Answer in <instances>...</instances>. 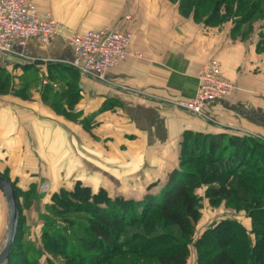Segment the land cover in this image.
<instances>
[{
  "label": "crops",
  "instance_id": "obj_1",
  "mask_svg": "<svg viewBox=\"0 0 264 264\" xmlns=\"http://www.w3.org/2000/svg\"><path fill=\"white\" fill-rule=\"evenodd\" d=\"M34 2L54 13L62 24L60 34L48 45L34 38L15 45L13 52L0 51V67L11 71L32 66L47 74L50 67L67 65L72 58L65 38L75 32L113 26L130 29L133 36L128 58L108 69L104 80L82 75L76 81L81 101L73 112L79 113L78 122L58 114L33 87L28 97L0 94V173L18 187L43 182L45 161H50L53 170L46 174L50 172L53 183L72 188L81 177L69 169L75 162L68 165L63 159L73 161L76 144L99 167L124 163L147 168V174L157 171L166 181L178 166L187 134L264 139V23L250 28L229 20L207 23L182 13L176 0ZM211 58L220 61L223 76L236 88L209 102L205 119L175 102L196 93L198 73ZM48 81L43 78L42 84ZM6 219L7 208L0 202V239Z\"/></svg>",
  "mask_w": 264,
  "mask_h": 264
},
{
  "label": "trees",
  "instance_id": "obj_2",
  "mask_svg": "<svg viewBox=\"0 0 264 264\" xmlns=\"http://www.w3.org/2000/svg\"><path fill=\"white\" fill-rule=\"evenodd\" d=\"M176 1H179L182 13L207 23L225 21L223 19L225 15H220L222 12L221 4L224 2L227 3L224 14L231 13L233 10V14L236 15L237 12L243 11L242 9L246 7L243 19L239 25H235L236 27L251 21L262 9L261 2L258 0H215L211 6L210 0ZM249 1L250 4H248ZM244 5L245 7H243ZM204 10H208L210 13L205 19L201 17ZM261 41L264 45V30L261 34ZM64 66L70 69L69 65ZM70 70L74 72L73 74L78 73L73 69ZM8 75V71L0 67V93L8 91ZM68 85H71L70 82ZM45 87L50 88L51 86L45 85ZM74 93L75 91L71 92V94ZM76 101L77 99H74L70 106H74ZM182 152L187 154L181 158L183 164L200 162L205 170L202 168V173H199L196 170L176 167L170 172L168 179L159 191L149 193L143 199L120 195L112 198L111 204L117 207L116 210H105L106 217L96 220L90 226V234L99 239L102 243L101 247L111 252L115 253L122 249V251L133 253L137 250L141 251L143 248L131 249L134 246L131 248L127 246L128 244L133 245L138 234L131 232V236L120 239L123 228L128 226L129 230L133 231L132 225L136 223H142L144 227L147 226L148 228L165 225L170 227L174 234L171 231H166L165 234H157L151 241V243H168L165 248H160L157 251L159 264H187L190 243L192 242L197 248L198 264H264L262 261L264 259V215L259 216L254 213L255 210H252L255 209L254 206L262 205L263 210L260 211L264 212V139L240 134L193 133L186 135ZM248 166L261 170L263 177L261 184L256 186L251 184L253 183L250 182L251 174L246 172L245 168ZM4 175L8 176L7 174ZM231 176L236 177L235 181H230ZM253 177L257 178L255 175ZM214 180L217 181V184H208ZM205 183L208 184V194L214 204H217L222 197L234 199L237 194L238 198H241L244 208L252 215L253 228L249 230L239 220L227 217L216 221L194 239L196 225L201 216L200 203L195 188ZM14 184L16 186L15 182ZM255 188L258 189L257 192ZM16 189L20 203V190L17 186ZM57 195L59 200V204L55 202L57 207L60 204L63 207L64 205L79 203L74 199L75 190L73 189L64 188ZM258 200L260 202H256ZM142 203H146L145 205L150 203V206L145 210L144 205L139 206ZM127 206L128 209L125 208ZM98 207L109 208L107 204ZM22 222L13 252L5 264H39L38 256L40 254L35 256L30 254L31 249L29 247L22 248ZM96 222L99 225H96ZM45 233L46 236L49 235L50 239L52 238L50 232L45 231ZM229 241L232 244H229ZM44 245L49 251L55 254L60 253L52 244L45 242ZM67 247L64 245L62 251L66 252V256L68 255L66 264L70 263V259H73L72 261L76 264H102L108 260L110 264H128L119 254L106 258V256L102 257L101 254L88 252L85 247H77L72 244L71 251ZM74 249H77L76 252ZM74 253L77 259L69 257ZM48 264L65 263H58L55 259L48 258Z\"/></svg>",
  "mask_w": 264,
  "mask_h": 264
},
{
  "label": "rangeland",
  "instance_id": "obj_3",
  "mask_svg": "<svg viewBox=\"0 0 264 264\" xmlns=\"http://www.w3.org/2000/svg\"><path fill=\"white\" fill-rule=\"evenodd\" d=\"M258 1L261 2L262 9L258 11L251 21L245 23L246 28L248 25H250L249 28L252 27L254 23H264V0ZM214 2L215 0H210V6ZM250 3L251 2L249 1L248 4ZM226 6L227 3L225 2L221 4L222 12H220V15H225L223 16L225 21L229 20L234 23V25H239L243 19L244 11L247 9L245 5L243 6L245 7L242 9L243 11L237 12L236 15L233 14V10H231V13L224 14ZM193 8L192 10H194ZM203 13L204 14L201 17L204 19L210 14L208 10H204ZM70 69L65 66H53L52 68L50 67L49 73L47 74L36 70L32 66H26L20 70L13 69L10 71L6 69L9 73L8 91L3 92V94L11 93L28 97L30 96L29 91L31 90V87H33L40 92L43 101L51 106L58 114L66 117L73 116L75 118L74 120L78 122V119L80 120L79 113H74L73 111H75L76 107L80 106L81 93L80 89H78V82L76 81L82 76V74H73L74 72ZM43 78L49 79L48 85H52L53 87L46 88L45 85L42 84ZM66 80L70 82V86L68 83L65 84ZM53 83L56 85H53ZM39 85H41V87ZM72 90L75 91L76 95L75 93L71 94V92H74ZM74 99H77L76 104L74 106H70V103L74 101ZM83 126L88 127L86 124L82 123V127ZM86 153L87 152L83 150L81 144H76V148L74 150L75 158H73V161L72 159L65 160L66 157L63 159L64 162H68V165L75 162L74 166H71L69 169L72 170V173L75 175H78L81 178L83 177V179L80 178L76 180L75 183H72V188H66L67 190H75V195L73 196L74 199L79 202L78 204H63V207H61V204L58 207L56 206L55 202L59 204L57 193L62 192L65 187L59 188L61 184L59 182L53 183V178L51 175H48L50 172L46 174V170H53L49 163L50 161H45L46 167L44 168V177H42L45 178V180L43 182L40 184H33L29 187V189H22L23 187H18L16 185L20 190V205L23 216V236L21 238L23 243L22 248L25 249V247H29V249H31L30 254H34L35 256L40 254L38 256L39 264H48V258L55 259L58 263L66 264L68 255L66 256V252L62 251L64 249V245H67L68 250L71 251L72 244L77 247H85L88 252L101 254L102 257L106 256V258L112 256L114 257L119 254L124 260H126V262H128V264H159L156 255L157 251L160 248H165L168 243H151V241H153L152 239L157 234H165L166 231L170 232V227L165 225L158 227L160 226L158 225L148 228L147 226L144 227L142 223H136L132 225L134 227L133 231H130L128 226L123 228L124 230L120 235V239H123L126 236H131V232H136V234H138V238L134 241L133 245L128 244L127 246L130 248L131 246H134L131 249L140 247L143 248L141 251L137 250L133 253L122 251V249L116 251L115 253L111 252L106 248L101 247L102 243L97 237L90 234L89 231L91 228L90 226H92L96 220L106 217L105 210H116L117 207H114L111 204L112 198L120 195L123 197H132L134 199H143L147 194L159 191L166 182L165 179H162V177H160L161 173H158L157 171L152 173L149 172V174H147V168L139 167L137 169L134 168V166H123L125 165L124 163L114 167V162H111L108 163V166L105 169L104 167H99L98 161L95 160L94 162L92 158L93 156L90 158ZM183 156H187V154L181 151L178 157L177 167L196 170L199 173H202V168L205 170V167L202 166L203 164L200 162L183 164L181 160ZM91 164L94 166L92 167ZM65 165L66 166L62 168L63 172L64 170L65 172L67 171V164ZM245 168L247 170L246 172L251 174L250 182H253L251 184L253 186L261 184V179L263 178L261 170L251 166ZM253 175L257 178L253 177ZM7 177L9 178V176ZM94 179L97 180L94 181ZM98 179L104 180L99 181ZM235 179L236 177L231 176L230 181L233 182ZM44 182L50 183V188L46 192L41 191V185ZM208 184L215 185L217 184V181L214 180ZM208 184H201L195 188V193L197 194L200 203L201 216L196 225L194 239L216 221L227 217L239 220L249 230H251L253 228V218L248 210L244 208V205L240 200L241 198H238L237 194L234 196V199L222 197L217 204H214L208 194ZM54 189H56V191H53ZM255 190L256 192L258 191L257 188H255ZM54 196L57 197L54 198ZM0 199L3 210H5V201L1 192ZM89 201H91V203H88ZM256 202L260 201L258 200ZM143 203L139 204V206L144 205L146 210V208L150 206V203H148V205H145L147 201L145 204ZM106 204L109 206L108 209L98 207L99 205L105 206ZM254 207L255 209H252L255 210L254 213L259 216L264 215V212L260 211L263 210L262 205H256ZM125 208L128 209V206ZM96 225L99 224L96 222ZM45 231L50 232V235L52 236L51 239L49 238V235L46 236ZM167 237H169V235H167ZM45 242L52 244V246H54V248H56L60 253L55 254L52 251H49L44 245ZM229 244H232V242L229 241ZM76 250L77 249H74L75 252ZM69 257L77 259L75 253L69 255ZM72 260L73 259H70L69 264H76ZM262 261L264 262V259ZM102 264H110V261L108 260ZM187 264H198L197 248L193 242L190 243V252Z\"/></svg>",
  "mask_w": 264,
  "mask_h": 264
},
{
  "label": "built area",
  "instance_id": "obj_4",
  "mask_svg": "<svg viewBox=\"0 0 264 264\" xmlns=\"http://www.w3.org/2000/svg\"><path fill=\"white\" fill-rule=\"evenodd\" d=\"M130 18V16H127ZM62 24L51 10H41L34 0H0V51L13 52L15 45L23 46L30 39L48 45L61 32ZM133 32L104 26L75 32L65 38L73 50L71 59L64 63L74 71L104 80L108 69L128 58ZM135 54L141 56L140 50ZM44 83L47 80L43 81ZM236 85L222 74L218 59L211 58L198 73L196 93L175 104L194 115H204L205 106L230 94ZM50 188L49 182L41 185V191Z\"/></svg>",
  "mask_w": 264,
  "mask_h": 264
},
{
  "label": "water",
  "instance_id": "obj_5",
  "mask_svg": "<svg viewBox=\"0 0 264 264\" xmlns=\"http://www.w3.org/2000/svg\"><path fill=\"white\" fill-rule=\"evenodd\" d=\"M0 192L7 208L5 229L0 239V264H4L13 252L22 216L16 186L2 173H0Z\"/></svg>",
  "mask_w": 264,
  "mask_h": 264
}]
</instances>
